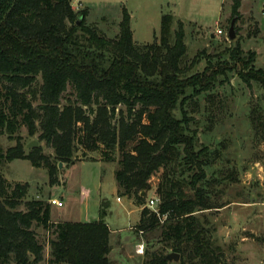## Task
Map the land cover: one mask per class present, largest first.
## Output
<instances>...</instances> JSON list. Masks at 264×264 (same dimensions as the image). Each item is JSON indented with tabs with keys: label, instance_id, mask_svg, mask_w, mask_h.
Masks as SVG:
<instances>
[{
	"label": "trees",
	"instance_id": "trees-1",
	"mask_svg": "<svg viewBox=\"0 0 264 264\" xmlns=\"http://www.w3.org/2000/svg\"><path fill=\"white\" fill-rule=\"evenodd\" d=\"M73 2L0 0L1 133L13 137L26 126L54 150V156L42 155L40 148L27 154L19 142L6 152L0 149V167L15 160L44 165L55 185L59 163H76L79 146L89 152L103 149L109 161L119 151L118 192L142 207L137 231L161 226V239L182 257L180 264L185 259L228 264L205 211L230 203L212 202L203 188L211 153L200 144L185 110L189 100L212 91L221 72L210 64L189 75L199 60L188 64L184 23L178 21L173 30L171 14L163 15L153 43L137 45L126 8L118 36L109 38L87 22L89 9L76 11ZM240 8L241 1L234 0L233 17H240ZM230 59L248 87L258 83L264 89V68L254 67L255 52L236 47ZM69 88L75 100L64 102ZM258 111L254 107L251 115L257 131L262 126ZM161 169L155 212L145 202L150 180ZM28 190V184H13L0 172V264L41 263L45 246L36 228L53 236L49 264H112L106 212L89 222H53L51 203L26 200ZM167 256L154 254L146 264H170Z\"/></svg>",
	"mask_w": 264,
	"mask_h": 264
},
{
	"label": "rangeland",
	"instance_id": "rangeland-1",
	"mask_svg": "<svg viewBox=\"0 0 264 264\" xmlns=\"http://www.w3.org/2000/svg\"><path fill=\"white\" fill-rule=\"evenodd\" d=\"M240 1L239 18L232 15L234 0H74L73 7L76 11L89 9L87 22L109 38L118 36L126 8L137 45L153 43L160 36L163 15L171 14L173 30L178 21L184 23L188 64L199 60L189 75L203 72L210 64L221 72L212 91L194 97L185 106L200 144L211 153L212 163L205 169L203 188L212 202L230 203L219 210L205 211V216L211 229L215 228V243L223 250L228 264H264V89L258 83L248 87L238 75L239 66L230 59V50L239 47L245 53L255 52L254 67L264 68V0ZM233 20L235 39L230 40ZM192 92L189 89L188 95ZM67 98L75 100L72 88L64 102ZM254 107L262 122L258 131L251 122ZM1 132L3 152L21 142L28 154L32 149L27 145L37 141L42 155L54 156V150L38 139L39 133L30 135L26 126L13 137ZM111 156L113 160L109 161L103 149L89 152L79 146L76 163H59V183L55 185L50 183L44 165L36 168L26 160L7 163L0 172L13 184L29 185L26 200L49 201L53 221H94L99 219L101 210L106 212L105 221L113 233L112 264H146L154 254H177L162 241L161 226L145 233L137 231L140 213L130 206V198L117 191L115 171L119 168L120 152ZM162 174L163 169L150 180L146 207L151 199H159L156 189ZM36 231L45 246L44 260L39 264H49L48 239L53 236L43 228ZM181 260L179 255V261L170 264H180ZM182 264L193 263L185 259Z\"/></svg>",
	"mask_w": 264,
	"mask_h": 264
},
{
	"label": "water",
	"instance_id": "water-1",
	"mask_svg": "<svg viewBox=\"0 0 264 264\" xmlns=\"http://www.w3.org/2000/svg\"><path fill=\"white\" fill-rule=\"evenodd\" d=\"M234 20L232 21V24H231V27L229 29V33H228V37L230 40H234L235 39V33H234ZM39 146V143L37 141H33V142H30L28 145H27V148L28 149H33V148H37ZM60 166H62V164H60ZM167 260L172 262V261H179V255L178 254H170L167 256Z\"/></svg>",
	"mask_w": 264,
	"mask_h": 264
},
{
	"label": "crops",
	"instance_id": "crops-1",
	"mask_svg": "<svg viewBox=\"0 0 264 264\" xmlns=\"http://www.w3.org/2000/svg\"><path fill=\"white\" fill-rule=\"evenodd\" d=\"M118 188V187H117ZM117 191H118V189H117ZM118 194H119V192H118ZM123 197H127V196H123ZM119 198H121V197H119ZM118 198V199H119ZM129 198V197H128ZM130 200V206L132 207V208H136V210H138V212L140 213V218H141V211H142V207L137 203V200L134 198V197H132V198H130L129 199ZM121 201H122V199H121ZM121 201H119V202H121ZM53 221V220H52ZM139 221H140V219H139ZM53 222H62V221H53ZM87 222H89V221H87ZM139 223V222H138ZM111 231V230H110ZM112 231H111V235H110V240H111V236H112Z\"/></svg>",
	"mask_w": 264,
	"mask_h": 264
},
{
	"label": "built area",
	"instance_id": "built-area-1",
	"mask_svg": "<svg viewBox=\"0 0 264 264\" xmlns=\"http://www.w3.org/2000/svg\"><path fill=\"white\" fill-rule=\"evenodd\" d=\"M75 9V8H74ZM218 33L220 34V35H222L223 34V31L222 30H218ZM119 201L121 200L120 198L118 199ZM159 202V199H151L150 201H149V203H148V207L150 208V209H152V210H154L155 212H157L158 211V203ZM55 203H57V202H55ZM158 203V204H157ZM143 247V246H142ZM141 251V250H140Z\"/></svg>",
	"mask_w": 264,
	"mask_h": 264
}]
</instances>
